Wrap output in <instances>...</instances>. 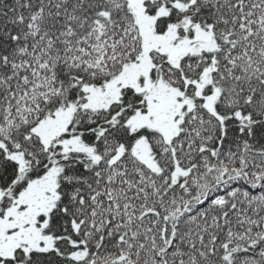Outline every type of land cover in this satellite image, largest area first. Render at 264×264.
<instances>
[{
    "label": "snow or ice",
    "instance_id": "1",
    "mask_svg": "<svg viewBox=\"0 0 264 264\" xmlns=\"http://www.w3.org/2000/svg\"><path fill=\"white\" fill-rule=\"evenodd\" d=\"M0 264H264V0H0Z\"/></svg>",
    "mask_w": 264,
    "mask_h": 264
}]
</instances>
